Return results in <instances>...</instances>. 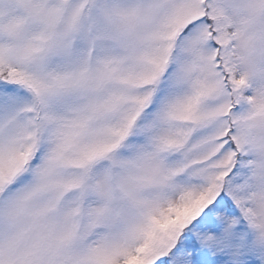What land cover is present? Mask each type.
Here are the masks:
<instances>
[{"label": "rangeland", "instance_id": "374dc122", "mask_svg": "<svg viewBox=\"0 0 264 264\" xmlns=\"http://www.w3.org/2000/svg\"><path fill=\"white\" fill-rule=\"evenodd\" d=\"M0 264H264V0H0Z\"/></svg>", "mask_w": 264, "mask_h": 264}]
</instances>
